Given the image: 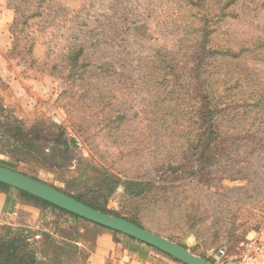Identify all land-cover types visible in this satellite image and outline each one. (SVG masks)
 <instances>
[{"label":"rangeland","instance_id":"obj_1","mask_svg":"<svg viewBox=\"0 0 264 264\" xmlns=\"http://www.w3.org/2000/svg\"><path fill=\"white\" fill-rule=\"evenodd\" d=\"M29 1L8 3L0 164L231 263L264 227V110L239 108L221 128L227 152L206 159L193 96L236 83L264 102V0H44L40 15ZM204 28L217 51L199 62ZM127 180L145 195L126 192ZM0 191L13 201L0 212V264H89L99 225Z\"/></svg>","mask_w":264,"mask_h":264},{"label":"trees","instance_id":"obj_2","mask_svg":"<svg viewBox=\"0 0 264 264\" xmlns=\"http://www.w3.org/2000/svg\"><path fill=\"white\" fill-rule=\"evenodd\" d=\"M44 0H30L27 4H34L33 11L30 13V15H40V7L41 3ZM207 26V23H206ZM210 32L206 31V28L204 30H201V36L200 40L197 41V44L195 45L197 48V52L193 54V58L196 61L203 62V60L207 58H213L214 53L217 51V49L213 47H208V45L212 42L211 38H209ZM219 52V51H218ZM224 55H230V56H236V53L232 52L231 49H226L221 52ZM71 71L70 74L73 72L75 73V69L77 68V54L76 52H73L70 54V64H69ZM200 71V70H198ZM199 75V74H198ZM200 75L203 76L204 73L200 72ZM197 76V75H196ZM200 77V76H199ZM227 82L232 80V77H227ZM220 78L218 77L216 82H218ZM203 81H208L207 79H204ZM211 85V82L208 81ZM226 83V82H225ZM215 85L214 83L211 85ZM234 87H237V84L235 83V86L232 85L229 88H227V92L220 93L212 89L201 91L198 90L195 92L193 96V101L198 104V108L192 113L195 117V129L197 131L194 133V144L195 149L197 150V146L200 143H203V149L200 150L199 154L202 158L211 159L214 156H217L222 153H226L227 149L221 148L219 145H221L223 142H227V138L225 139L222 135V125L225 121H231L232 116L238 114L239 108H246L248 109L247 113H250L254 111V115L259 114L262 110H264V102L262 99V96H256L253 97L249 94V96H242L238 91H233ZM199 99V102H197ZM252 110H249V109ZM259 109V111H258ZM224 150V152H223ZM125 184V190L129 194L133 196H143L145 195L148 188H146L145 183L143 181H136V180H127L124 181ZM17 190L20 193V196L29 199L35 203L41 204L44 207H52L60 210L61 212H64L65 214H68L75 220L83 219L87 220L86 218H83L73 212H70L60 206H57L56 204H53L50 201H47L39 196H36L34 194H31L27 192L26 190L14 187L10 184H7L5 182L0 181V190L8 191V190ZM67 192V191H66ZM68 194L76 197L79 200H82L83 202L98 208L104 212L111 213L106 209V207L103 204H99L98 202L92 203L90 201H87L82 198L81 194L67 192ZM131 220V219H130ZM89 221V220H87ZM133 222L139 224L135 220H132ZM94 223V222H92ZM96 225L102 226L100 224L94 223ZM141 225V224H139ZM105 227V226H102ZM108 228V227H105ZM110 229V228H108ZM115 233L124 234L120 231L113 230ZM127 237H130L131 239L138 240L137 238H134L132 236H129L127 234H124ZM140 242H143L141 240H138ZM146 243V242H143ZM149 246H152L148 243H146ZM155 247V246H152ZM157 248V247H155ZM160 250L159 248H157ZM162 251V250H160ZM163 252V251H162ZM165 253V252H164ZM169 255V254H168ZM176 259V258H175ZM178 260V259H176Z\"/></svg>","mask_w":264,"mask_h":264},{"label":"water","instance_id":"obj_3","mask_svg":"<svg viewBox=\"0 0 264 264\" xmlns=\"http://www.w3.org/2000/svg\"><path fill=\"white\" fill-rule=\"evenodd\" d=\"M0 181L26 190L91 222L155 246L185 264H215L158 232L147 229L125 217L97 209L51 184L1 164Z\"/></svg>","mask_w":264,"mask_h":264},{"label":"crops","instance_id":"obj_4","mask_svg":"<svg viewBox=\"0 0 264 264\" xmlns=\"http://www.w3.org/2000/svg\"><path fill=\"white\" fill-rule=\"evenodd\" d=\"M9 1L0 0V49L9 42L10 38L9 30L13 21V11L8 5ZM6 194L0 191V212L4 211V208L7 211L11 210L9 207L13 206V201L6 204L5 200H8ZM21 199H19L21 204L16 201L15 206L25 203ZM100 227L102 230L97 237L96 248L88 259L89 264H107L110 260L114 264H185L155 247L131 239L124 234H121L124 237L117 240L114 231Z\"/></svg>","mask_w":264,"mask_h":264},{"label":"built area","instance_id":"obj_5","mask_svg":"<svg viewBox=\"0 0 264 264\" xmlns=\"http://www.w3.org/2000/svg\"><path fill=\"white\" fill-rule=\"evenodd\" d=\"M229 264H264V227L246 235L239 255Z\"/></svg>","mask_w":264,"mask_h":264}]
</instances>
